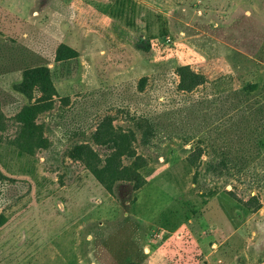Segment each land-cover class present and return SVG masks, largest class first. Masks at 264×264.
I'll return each instance as SVG.
<instances>
[{"label":"rangeland","instance_id":"374dc122","mask_svg":"<svg viewBox=\"0 0 264 264\" xmlns=\"http://www.w3.org/2000/svg\"><path fill=\"white\" fill-rule=\"evenodd\" d=\"M22 15L0 10V264H264V0Z\"/></svg>","mask_w":264,"mask_h":264},{"label":"trees","instance_id":"16d2710c","mask_svg":"<svg viewBox=\"0 0 264 264\" xmlns=\"http://www.w3.org/2000/svg\"><path fill=\"white\" fill-rule=\"evenodd\" d=\"M27 74L23 77L22 85L26 81V78L28 76ZM24 139L25 138L18 137L12 140L10 143L13 145H16L21 151L26 152L30 155H33L34 154L33 146H29L27 139L25 140ZM110 140L117 143L115 139H110ZM90 153L92 154L89 155L87 158V160H89L87 163L89 171L100 184L105 186L108 190H111L113 183L116 181V178H119L121 175H123L125 171L120 170L118 168L116 169L112 168L111 158L113 157L114 154L109 159L107 158L108 160L104 161L101 159V157L96 152L94 154L93 152H90ZM119 153H122V154L118 155V158H120L121 155L124 154V152L121 150Z\"/></svg>","mask_w":264,"mask_h":264},{"label":"crops","instance_id":"0c3cea01","mask_svg":"<svg viewBox=\"0 0 264 264\" xmlns=\"http://www.w3.org/2000/svg\"><path fill=\"white\" fill-rule=\"evenodd\" d=\"M0 10H5L19 20H26L22 15L23 0H0Z\"/></svg>","mask_w":264,"mask_h":264}]
</instances>
